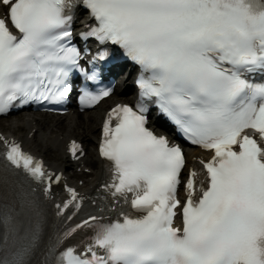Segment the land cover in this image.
Wrapping results in <instances>:
<instances>
[{
  "label": "snow or ice",
  "instance_id": "obj_1",
  "mask_svg": "<svg viewBox=\"0 0 264 264\" xmlns=\"http://www.w3.org/2000/svg\"><path fill=\"white\" fill-rule=\"evenodd\" d=\"M0 9V116L67 104L76 73L80 105L98 104L113 88L88 84L100 83L108 46L140 73L137 104L116 105L102 128L108 202L47 239L42 201L62 174L0 135V180L28 182L15 199L0 195V264H33L38 242L37 264H264V0H0ZM82 10L83 52L73 43ZM90 40L101 47L85 60ZM154 110L212 158L189 167L181 145L148 126ZM69 150L82 154L75 141ZM66 191L54 206L71 220L65 210L83 197Z\"/></svg>",
  "mask_w": 264,
  "mask_h": 264
},
{
  "label": "bare ground",
  "instance_id": "obj_2",
  "mask_svg": "<svg viewBox=\"0 0 264 264\" xmlns=\"http://www.w3.org/2000/svg\"><path fill=\"white\" fill-rule=\"evenodd\" d=\"M131 88L129 91L131 92ZM113 102H110L108 105H113L118 102L119 98L110 99ZM107 100L106 102H108ZM105 102V103H106ZM105 107H99L88 115V119H82L81 115L73 116L72 118L66 115L64 117L65 120L68 121V124L63 123L61 120L51 119L47 121L46 125L43 124L45 121L42 120L50 115L41 114V113H27L25 117L22 119H14L8 125V129L4 126L3 123H0V128L8 134H11L19 139H22L25 142V146L27 149L32 151L34 154H37L41 157L47 156L48 151H52L56 153L58 157V161H47L48 165L56 170H63L65 173H71L72 165L71 163H67L65 159V154L63 151V144L65 139L69 137H79L83 140L85 147L89 148V145L93 143L96 139V122L100 116L103 115V110ZM36 115H39L42 118L38 124V131L35 134L33 139H29V134L33 128L36 126L33 125V122L36 120ZM51 118V117H50ZM76 122L78 129L72 128V125ZM7 129V130H6ZM22 130H26L25 133H22ZM66 139V140H67ZM35 143L40 144L42 148H39L35 145ZM191 150L190 155L193 154ZM60 160V161H59ZM77 166L76 168H78ZM85 167L88 168H96L95 172L96 179L98 180V175L102 169V163L98 160L97 155L94 158L92 155H89L88 158L85 159ZM84 167V168H85ZM94 181V182H95ZM92 182L91 184H93ZM85 184L81 187V189H85L90 185V181L84 182ZM74 184L78 185V181H75Z\"/></svg>",
  "mask_w": 264,
  "mask_h": 264
},
{
  "label": "rangeland",
  "instance_id": "obj_3",
  "mask_svg": "<svg viewBox=\"0 0 264 264\" xmlns=\"http://www.w3.org/2000/svg\"><path fill=\"white\" fill-rule=\"evenodd\" d=\"M25 114L26 113H23V114H19L17 115V117H13V118H8V119H2L0 120V122H2L4 124V126L8 129V125L11 121H13L14 119H22L23 117H25ZM64 122V121H63ZM66 124V122H64ZM48 156V154H47ZM48 158H50L51 160H56V155L52 152V154L50 155V157L48 156ZM74 171V170H73ZM75 173L79 174V175H76V178H82L81 177V173L75 171ZM84 174V173H83Z\"/></svg>",
  "mask_w": 264,
  "mask_h": 264
}]
</instances>
